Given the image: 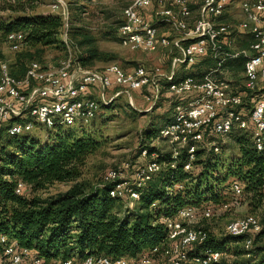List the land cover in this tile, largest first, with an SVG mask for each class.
<instances>
[{
    "label": "built area",
    "instance_id": "1",
    "mask_svg": "<svg viewBox=\"0 0 264 264\" xmlns=\"http://www.w3.org/2000/svg\"><path fill=\"white\" fill-rule=\"evenodd\" d=\"M230 0H132L122 9L117 38L122 47L132 52L158 54V63L146 68L138 65L124 70L115 63L102 67H85L71 55L56 64L39 61L25 63L19 76L10 72L7 61L0 62V132L9 136L24 135L32 130L54 131L59 127L86 129L104 106L121 97L135 110L148 113L159 104H173L170 122L159 131L151 144L161 153H169L171 161L157 162V153L139 156L145 159L132 182L123 179L122 168L105 172L103 182L113 183L111 197L132 207L139 199L135 187H141L165 167H174L176 159L186 152L184 169L191 168L198 149L219 151V141L235 131L248 132L253 146L264 149V0H243L242 20L219 23ZM51 11L57 12L63 24L69 18L65 0H53ZM237 35H248V47L231 52ZM22 32H11L5 47L11 52L21 49ZM67 43L66 41H64ZM243 55L242 83L226 80L224 65ZM213 65L196 70L206 62ZM192 71V73H190ZM195 72V73H194ZM141 92L149 103L138 108L132 94ZM127 167V164L123 165ZM25 185L19 182L16 193ZM231 199L220 205L185 206L174 217L163 218L166 238L136 258L87 256L80 260L43 261L32 250L15 241L5 243L0 264H218L221 253L206 249L201 255L189 256L194 245L202 243L207 233V221L229 212L243 198L242 185H230ZM264 225L257 216L233 218L225 232L244 236L249 249V235Z\"/></svg>",
    "mask_w": 264,
    "mask_h": 264
},
{
    "label": "trees",
    "instance_id": "2",
    "mask_svg": "<svg viewBox=\"0 0 264 264\" xmlns=\"http://www.w3.org/2000/svg\"><path fill=\"white\" fill-rule=\"evenodd\" d=\"M27 5V0H0L2 11L25 13ZM63 27L58 15L0 18V62L5 60L3 48L11 32H22L25 36L23 46L16 52L15 64L9 66L14 76L23 73L25 63L42 62L46 48L61 46L67 51ZM79 36L78 45L85 49L75 58L82 66L92 67L101 53L91 36ZM243 62L233 68L231 63H226L224 68L233 73L242 72ZM170 103L168 100L159 104L160 109L163 107L160 122L149 123L140 137L138 153L142 149L148 155L155 152L157 162L171 161L169 153H161L149 144L170 122L173 107ZM62 128L65 127L47 130L52 144H42L38 137L29 134L9 136L0 132V237H5L6 243L15 241L20 247L32 250L45 262L98 255L136 258L163 244L166 238L163 218L174 217L185 206L220 205L228 201L234 181L242 185L243 196L255 208L264 203V149L258 151L247 134L231 133L238 151L235 156H223L220 144L218 152L196 150L189 170L184 169L188 156L182 152L173 168L161 169L143 186L134 188L139 199L130 207L110 196L113 183L101 180L92 186L78 180L86 158L98 148L99 142L93 134L85 133V129L63 131ZM19 182L25 187L16 193ZM65 182L72 185L63 192L45 198L38 195L47 186ZM203 229L206 239L194 245L189 256L212 249L221 253L218 264H264V249L255 245L258 237L253 240L249 235L251 246L246 249L244 236L226 233L217 238L206 224ZM263 233L264 225L255 234ZM4 245L0 241V254Z\"/></svg>",
    "mask_w": 264,
    "mask_h": 264
},
{
    "label": "rangeland",
    "instance_id": "3",
    "mask_svg": "<svg viewBox=\"0 0 264 264\" xmlns=\"http://www.w3.org/2000/svg\"><path fill=\"white\" fill-rule=\"evenodd\" d=\"M53 0H27L28 9L25 13H13L10 11L0 10L1 19H14L15 17L28 16H48L58 15L57 12L51 11L50 4ZM243 0H230L225 10L224 20L218 19L219 23L234 24L242 20L240 12V4ZM68 6L69 18L67 24H63L62 36L63 41L67 42L68 48L72 56H78L84 52L85 46L78 45L79 34H86L94 39V45L101 53L99 59L94 62L93 67H102L110 63H115L122 69L128 71L138 65L150 68L158 63V54H148L143 52H132L122 47L117 38V26L120 20L122 9L130 4L132 0H65ZM32 8V10L30 9ZM233 39L230 47L231 52L241 51L248 47L250 38L248 35H237ZM61 46L46 48L42 55V62L48 65L56 64L59 60L67 56V51ZM5 61L11 67L15 64L17 57L16 52L9 51L6 47L3 48ZM243 62V55L236 59L227 61L231 63L232 68ZM212 66L213 63L208 61L204 66L197 67L196 70L203 67ZM18 66H14V69ZM224 77L233 85L242 83V72L233 73L229 70H224ZM141 92H133L132 97L135 105L138 108H144L149 105L141 99ZM162 109L154 108L148 113H138L130 106L124 97H121L110 108L100 111L91 125L84 131L95 136L99 142L98 148L89 155L82 167V174L78 180L97 185L101 182L106 171L112 168H122V177L127 181L132 182L136 179L138 169L144 165L145 159L139 156L140 137L143 129L150 124H158ZM160 117V118H159ZM77 130V128H73ZM64 131L65 128H62ZM68 131V130H66ZM241 134H248L246 131ZM26 134L29 136L38 137L42 144H52L49 131L45 129L32 130ZM232 134L224 139H220L219 143L222 146V155H236L238 153L235 144L232 141ZM157 144L163 146L155 139L149 144ZM127 164V167L123 165ZM72 185V182L54 183L47 186L44 190L39 191L38 195L45 198L67 190ZM29 191L26 189L25 193ZM247 215L258 216L259 219H264V203L262 206L255 208L243 196L239 205L232 207L229 212H223L219 216L206 222L209 231L217 238L226 235L225 227L228 221L233 218H240ZM253 240L258 237L256 246L264 249V233L262 235L252 234Z\"/></svg>",
    "mask_w": 264,
    "mask_h": 264
},
{
    "label": "crops",
    "instance_id": "4",
    "mask_svg": "<svg viewBox=\"0 0 264 264\" xmlns=\"http://www.w3.org/2000/svg\"><path fill=\"white\" fill-rule=\"evenodd\" d=\"M193 1H196V2H199V0H193ZM224 15H225V12H224V14L219 18V19H223L224 18ZM242 15V14H241ZM224 20V19H223ZM199 67H202V66H199ZM198 67V68H199ZM200 70V69H199ZM190 73H192V71L190 72ZM195 73V72H194Z\"/></svg>",
    "mask_w": 264,
    "mask_h": 264
}]
</instances>
